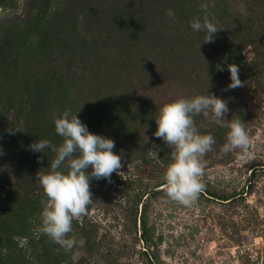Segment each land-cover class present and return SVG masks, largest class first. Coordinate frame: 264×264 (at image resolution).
Listing matches in <instances>:
<instances>
[{
  "label": "rangeland",
  "instance_id": "1",
  "mask_svg": "<svg viewBox=\"0 0 264 264\" xmlns=\"http://www.w3.org/2000/svg\"><path fill=\"white\" fill-rule=\"evenodd\" d=\"M147 253L264 264V0H0V264Z\"/></svg>",
  "mask_w": 264,
  "mask_h": 264
},
{
  "label": "trees",
  "instance_id": "2",
  "mask_svg": "<svg viewBox=\"0 0 264 264\" xmlns=\"http://www.w3.org/2000/svg\"><path fill=\"white\" fill-rule=\"evenodd\" d=\"M164 185H165V184H164ZM196 191H197V192L200 191L201 195H202L203 197H205V194H206V193H205L204 191H202V189H200L199 187H197V188H196ZM234 197H235V195H234ZM210 198H214V196L210 194ZM144 227H145V223L142 222V230H143V231H142V238L145 237V235H144V233H145ZM146 256H147L148 259H149V264H156L155 261H154V259L151 257V255H150L149 253H147Z\"/></svg>",
  "mask_w": 264,
  "mask_h": 264
}]
</instances>
